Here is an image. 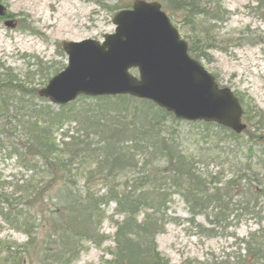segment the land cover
<instances>
[{
    "label": "trees",
    "instance_id": "16d2710c",
    "mask_svg": "<svg viewBox=\"0 0 264 264\" xmlns=\"http://www.w3.org/2000/svg\"><path fill=\"white\" fill-rule=\"evenodd\" d=\"M155 1L187 41L190 56L207 58L210 22L227 16L221 0ZM262 7L264 0L257 6ZM57 53L64 56L61 49ZM35 66L23 80L9 68L0 73V153L30 173L15 181L0 174V190L10 189L0 192V219L27 236L22 244L0 240L1 263L34 258L40 264H70L86 243L100 247L110 238L100 229L110 218L113 246L98 264H172L156 237L165 230L174 196L181 197L189 221L206 237L230 235L227 228L264 199V111L245 107L242 95L235 93L248 129L237 133L211 121L178 119L129 94L80 95L55 106L32 82L34 74L50 79L61 67ZM189 136L197 153L183 148ZM111 203L114 213L107 216ZM198 217L202 223H194ZM213 263L264 264V228L240 238L236 252Z\"/></svg>",
    "mask_w": 264,
    "mask_h": 264
},
{
    "label": "rangeland",
    "instance_id": "374dc122",
    "mask_svg": "<svg viewBox=\"0 0 264 264\" xmlns=\"http://www.w3.org/2000/svg\"><path fill=\"white\" fill-rule=\"evenodd\" d=\"M129 1L3 0L0 5L11 17L0 20V73L9 68L17 79L23 80L25 73L30 75L36 72V62H47L62 69L66 64V56L57 53L58 49L63 51L62 44L84 39L103 41L104 35L113 33L116 27L113 23L115 11L111 7ZM221 4L227 16L221 22H210L207 40L210 48L204 49L207 58L200 59V63L214 76L216 82L230 88L240 97L242 95L245 107L250 105L264 111V8H257L260 0H221ZM8 21L10 25H6ZM46 78L47 74L43 77L34 74L32 83L41 88L42 83L49 81ZM242 122L246 123L245 117H242ZM181 128L184 131L189 129L187 125ZM245 128L248 129L247 124ZM189 138L184 140L183 148L197 153ZM6 156L0 153L2 179L21 180L30 174L13 157ZM213 169L216 170V167ZM4 189L0 192L10 191L9 188ZM113 208L112 203L107 207V216L114 213ZM167 215L165 230L157 235L156 242L158 249L170 262L214 264L213 260L223 259L227 254L236 252L240 238H246L259 226L264 228V199L258 200L253 213L242 215L237 226L227 228L226 232L230 235H200L195 224L189 221L190 214L178 195L172 198ZM114 219L121 217L115 215ZM199 221L202 223L203 218H196L194 223ZM100 229L110 238L100 247L86 243L78 258L70 264H98L101 258L110 257L105 252V248L113 246L115 227L110 218L102 221ZM0 240L22 244L27 241V236L0 219ZM20 264L40 262L25 258Z\"/></svg>",
    "mask_w": 264,
    "mask_h": 264
},
{
    "label": "water",
    "instance_id": "95a60500",
    "mask_svg": "<svg viewBox=\"0 0 264 264\" xmlns=\"http://www.w3.org/2000/svg\"><path fill=\"white\" fill-rule=\"evenodd\" d=\"M113 23L114 32L101 42L63 43L67 64L39 95L65 104L82 94H129L182 120L211 121L237 133L245 128L238 98L189 55L187 42L158 1L135 0L114 14ZM134 68L137 74L131 72Z\"/></svg>",
    "mask_w": 264,
    "mask_h": 264
},
{
    "label": "bare ground",
    "instance_id": "6f19581e",
    "mask_svg": "<svg viewBox=\"0 0 264 264\" xmlns=\"http://www.w3.org/2000/svg\"><path fill=\"white\" fill-rule=\"evenodd\" d=\"M154 1H155V0H154ZM112 11H114V10H112ZM118 11H119V10H118ZM118 11H115V13L118 12ZM9 17H11V15H9V13H7V12L4 11V14L0 16V20H7ZM175 27H176V26H175ZM176 28H177V27H176ZM177 29H178V28H177ZM178 31H179V30H178ZM179 33H180V32H179ZM180 35H181V34H180ZM181 37H182V36H181ZM183 39H184V38H183ZM184 40H185V39H184ZM185 41H186V40H185ZM186 42H187V41H186ZM187 45H188V44H187ZM188 53H189V52H188ZM189 55H190V54H189ZM192 58H193V57H192ZM66 61H67V59H66ZM64 68H65V67H63L62 69H64ZM62 69H61V70H62ZM61 70H59V71H61ZM59 71H58V72H59ZM58 72H57V73H58ZM57 73H56V74H57ZM54 75H55V74H54ZM52 77H53V76H52ZM52 77H51V78H52ZM51 78H50V79H51ZM50 79H49V80H50ZM47 83H48V82H47ZM47 83H46V84H47ZM46 84H45V85H46ZM45 85H43L42 87H44ZM42 87H41V88H42ZM41 88H40V89H41ZM38 91H39V90H38ZM38 94H39V92H38ZM82 95H83V94H82ZM39 96H40V95H39ZM79 96H80V95H78L77 97H79ZM84 96H87V97H88V95H84ZM40 97H42V98H44V99H47V100H48V103H51V104H53V105H55V106H58V105H65V104H68V103H70V102H73V101H75V100L77 99V97H76L73 101H70V102L65 103V104H60V103H54V102H52L49 98H46V97H43V96H40ZM90 97H96V96H90Z\"/></svg>",
    "mask_w": 264,
    "mask_h": 264
},
{
    "label": "flooded vegetation",
    "instance_id": "af4514ba",
    "mask_svg": "<svg viewBox=\"0 0 264 264\" xmlns=\"http://www.w3.org/2000/svg\"><path fill=\"white\" fill-rule=\"evenodd\" d=\"M218 83V82H217ZM218 85H219V87H224V86H222V85H220L219 83H218ZM234 93V92H233ZM235 94V93H234Z\"/></svg>",
    "mask_w": 264,
    "mask_h": 264
}]
</instances>
